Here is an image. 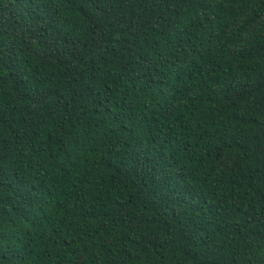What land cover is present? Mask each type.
Here are the masks:
<instances>
[{
	"label": "trees",
	"instance_id": "1",
	"mask_svg": "<svg viewBox=\"0 0 264 264\" xmlns=\"http://www.w3.org/2000/svg\"><path fill=\"white\" fill-rule=\"evenodd\" d=\"M0 264H264V0H0Z\"/></svg>",
	"mask_w": 264,
	"mask_h": 264
}]
</instances>
